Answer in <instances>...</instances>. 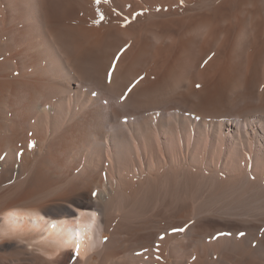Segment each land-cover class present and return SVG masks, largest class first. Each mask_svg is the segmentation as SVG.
I'll use <instances>...</instances> for the list:
<instances>
[{
  "label": "bare ground",
  "instance_id": "obj_1",
  "mask_svg": "<svg viewBox=\"0 0 264 264\" xmlns=\"http://www.w3.org/2000/svg\"><path fill=\"white\" fill-rule=\"evenodd\" d=\"M0 264H264V0H0Z\"/></svg>",
  "mask_w": 264,
  "mask_h": 264
}]
</instances>
